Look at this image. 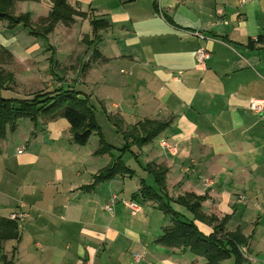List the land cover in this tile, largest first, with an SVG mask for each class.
<instances>
[{
    "label": "crops",
    "instance_id": "crops-1",
    "mask_svg": "<svg viewBox=\"0 0 264 264\" xmlns=\"http://www.w3.org/2000/svg\"><path fill=\"white\" fill-rule=\"evenodd\" d=\"M68 4L83 16L58 22L47 34H56L49 88L73 89L113 130H131L143 120L163 127L147 142L122 137L113 156L111 147L118 146L106 140L97 119L108 145L103 152L97 132L91 148L89 139L74 143L66 119L18 118L0 138V264H133L137 251L154 264H204L203 256L159 240L170 222L156 201H138L134 213L123 203L142 180L158 191L146 169L151 163L166 168L162 200L209 234L211 224L175 202L185 193L202 197V214L225 216V230L245 237L241 264H264V106L257 113L247 108L250 99L264 101V0ZM49 11V0L12 6L14 15L28 13L36 25ZM91 20L106 26L94 33ZM198 47L210 54L200 64ZM162 139L175 153L160 147ZM127 149L138 163L133 169L122 157ZM116 160L128 170L95 179ZM112 192L117 201L107 211ZM17 209L29 214L22 222L8 217Z\"/></svg>",
    "mask_w": 264,
    "mask_h": 264
},
{
    "label": "trees",
    "instance_id": "trees-1",
    "mask_svg": "<svg viewBox=\"0 0 264 264\" xmlns=\"http://www.w3.org/2000/svg\"><path fill=\"white\" fill-rule=\"evenodd\" d=\"M15 1L0 0V20H7L11 26L22 24L28 28L31 34L36 36H44L49 33L58 22L69 25L75 15L83 16L82 12H78L70 7L68 0H49L50 11L48 15L39 19L37 25L34 26L28 13H20L18 15L12 13V6ZM91 24L94 33L97 29L106 26L102 20H91ZM0 55L11 59L10 52L1 45ZM8 81H13L11 73L9 75H2L0 72V85L7 87ZM77 94L73 89L59 87L48 93L41 91L33 92L31 95L20 98L0 96V138L5 135L6 129H13L15 122L20 117H28L34 122L38 118L49 121L63 117L69 124L71 139L74 143L84 145L87 143L90 135L93 132H97L102 145L99 152L105 151L108 145L103 141L101 131L91 108L87 104L86 99L78 98ZM114 124L117 125L116 122ZM162 127V123L143 120L136 123L131 130L122 131L123 138H133L138 143L147 142ZM126 146H128L127 143L124 147ZM124 169L128 170L121 162L117 160L116 162L112 161L95 179L108 178L118 170L123 171ZM146 169L148 173L153 175V181L157 185L158 191L142 180L140 188L132 194L130 199L136 202L146 199L154 200L158 203V207L168 216L170 223L163 229V233L159 238L163 244L169 247L188 249L201 255L205 259L204 264H225L224 261L231 257L234 264H241L244 261L238 248L240 245L246 243V239L239 230H225V216L218 219L214 215L202 214L199 210L202 197L193 193H185L176 197L175 202L185 206L193 213L194 218L204 220L212 225V232L203 234L193 220L178 213L167 201L162 200L161 194L165 193L166 168L160 164L151 163L147 165Z\"/></svg>",
    "mask_w": 264,
    "mask_h": 264
},
{
    "label": "rangeland",
    "instance_id": "rangeland-1",
    "mask_svg": "<svg viewBox=\"0 0 264 264\" xmlns=\"http://www.w3.org/2000/svg\"><path fill=\"white\" fill-rule=\"evenodd\" d=\"M35 25L36 24H34V26ZM1 32V45L3 47L6 46V48L9 50V52L11 53V59L0 55V72L2 73V75H9L11 73L13 81H8L9 83L7 87L0 85V96L6 98H20L23 96L25 97L31 95L33 92L41 91L48 93L51 90L55 89L52 88L54 85L53 79L51 77L46 78V76L48 75V73L51 74L55 72V59L53 56H55L54 37L56 36V34L53 33L52 36L47 35L48 33L45 34L44 36H47L49 38V42L46 43L44 39L40 38V35L36 36L31 34L28 28L24 27L22 24L11 26L8 24L7 20H0V34ZM30 37L35 38V41H32ZM48 44L53 46L47 49L48 52L46 54H44L43 52L42 54L39 53L36 55L35 52H37L39 49H44L45 45L49 46ZM45 55H47L46 58H44ZM51 58H53L54 60L51 61ZM47 59L50 60L46 61ZM48 82L49 85H47ZM50 85H52V87L49 88ZM79 86L80 85H76L74 88L78 89L80 88ZM63 89L65 88L63 87ZM95 116L98 123L101 124V128L104 132L106 140L118 146V148L121 147L123 145V142L121 143L123 137L122 131L124 130H113L111 127V125L113 124L101 112L96 113ZM60 118L62 120L65 119L63 117ZM18 121L20 122L22 120L18 119ZM29 121L32 122V120ZM39 121L40 120H37V122ZM97 138V135H91L89 138V142L86 144V147L91 148L92 146H94L95 143H97ZM118 148L111 147L110 154L113 156H118L121 149ZM122 157L124 162H129L131 168L137 167L138 163L135 161V158L133 157L132 151L130 149L124 150ZM132 178H134V182L136 178ZM147 180L151 181L150 176ZM127 182L130 183L129 181ZM125 189H129L128 185L125 187ZM233 262V259H226L224 261L225 264H234Z\"/></svg>",
    "mask_w": 264,
    "mask_h": 264
},
{
    "label": "built area",
    "instance_id": "built-area-1",
    "mask_svg": "<svg viewBox=\"0 0 264 264\" xmlns=\"http://www.w3.org/2000/svg\"><path fill=\"white\" fill-rule=\"evenodd\" d=\"M248 1L250 0H238V3L242 5ZM191 33L196 37H203L200 31L198 30H192ZM209 56H210L209 52L202 47H198L195 51L196 62L199 64L203 63L206 59L209 58ZM263 106H264V101L260 99H250L247 104V108H249L250 110L256 113L260 112ZM159 144H160V147L164 148L165 150H168L171 153H175V150H176L175 147L168 144L166 140L164 139L160 140ZM116 201H117V194L115 192H112L110 195L109 201L104 205V209H106L107 211H112L113 206L115 205ZM123 203L130 209L132 213L137 211L139 207L137 202L132 199L124 200ZM28 215L29 214L26 211L17 209L9 213L8 217L12 220L22 222L28 217ZM132 260H133V264H154L153 262L145 258V254L143 251L133 252Z\"/></svg>",
    "mask_w": 264,
    "mask_h": 264
}]
</instances>
